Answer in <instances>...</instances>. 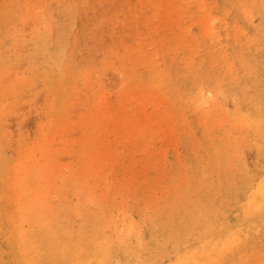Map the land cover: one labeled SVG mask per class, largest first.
Wrapping results in <instances>:
<instances>
[{"label":"rangeland","instance_id":"obj_1","mask_svg":"<svg viewBox=\"0 0 264 264\" xmlns=\"http://www.w3.org/2000/svg\"><path fill=\"white\" fill-rule=\"evenodd\" d=\"M168 3L0 0V264H19L7 233L14 207L8 178L25 153L39 158L32 181L54 203L62 230H72L73 238L105 230L119 251L108 218L125 211L132 232L142 236L140 250L147 258L132 264L173 263L175 244L184 236L181 252L201 250L209 237L219 243L232 234L239 244L226 242L233 251L222 264H264V214L247 211L249 188L264 175L261 140L247 122H231L247 119L254 103L264 100V0ZM204 22L215 27L212 35L203 30ZM200 87L215 94L214 111L193 104ZM157 152L166 156L159 161ZM193 215L201 219L191 221Z\"/></svg>","mask_w":264,"mask_h":264},{"label":"bare ground","instance_id":"obj_2","mask_svg":"<svg viewBox=\"0 0 264 264\" xmlns=\"http://www.w3.org/2000/svg\"><path fill=\"white\" fill-rule=\"evenodd\" d=\"M187 1V0H186ZM166 2L168 3V0H166ZM189 2V1H188ZM203 2V1H202ZM49 3V2H48ZM141 3V2H140ZM64 4V2H63ZM67 4V3H65ZM160 4V3H159ZM158 4V6H159ZM169 4V3H168ZM43 5V4H42ZM41 5V7H42ZM51 5H53L51 3ZM191 5V4H190ZM44 6V5H43ZM157 6V5H156ZM43 8V7H42ZM66 8V7H65ZM177 9V8H176ZM175 9V11H176ZM201 9V8H200ZM206 9V8H205ZM73 10V8L71 9ZM186 10V9H185ZM165 11V9H164ZM144 12V11H143ZM157 12V11H156ZM178 12V10H177ZM26 14V13H25ZM156 14V13H154ZM153 14V15H154ZM159 14V12H158ZM36 15V14H35ZM71 15V14H70ZM152 15V17H153ZM227 16V14H226ZM42 17V15H41ZM213 18V17H212ZM75 19V18H74ZM154 19V18H153ZM31 20V19H30ZM29 20V21H30ZM202 20V19H201ZM215 20V19H214ZM28 21V23H30ZM35 21V20H34ZM56 22V21H55ZM101 22V21H100ZM168 22V21H167ZM53 23V22H52ZM166 23V22H165ZM205 23V22H204ZM203 23V30L207 33L209 32V34H213V29H215V27L213 26H209V23ZM213 23V22H212ZM32 24V23H30ZM151 24V23H150ZM192 25V23H191ZM22 26V25H21ZM48 26V25H47ZM159 27V26H158ZM191 27V26H190ZM21 28V27H20ZM25 28H29V27H25ZM55 28V26H54ZM54 28H51V30L53 29L52 32H54ZM147 28V27H146ZM162 28V27H161ZM189 28V27H188ZM48 30V29H47ZM149 31V28L147 29ZM237 30V29H236ZM41 31V30H40ZM50 32V36H53V34ZM152 32V31H151ZM204 32V34H205ZM67 33V32H66ZM49 35V34H48ZM207 35V34H206ZM54 37V36H53ZM156 38V35H155ZM51 39H53L52 37H50V41ZM21 42V39H20ZM30 43V42H29ZM153 43V41H152ZM156 43V42H155ZM136 44V42H135ZM28 45V43H27ZM16 46V45H15ZM19 46V44H18ZM23 46V45H22ZM20 47V46H19ZM24 48V47H23ZM22 50V47L20 48ZM19 49V50H20ZM18 51V50H17ZM16 51V52H17ZM25 51V50H24ZM23 52V51H22ZM132 52V51H131ZM176 52V51H175ZM139 53V52H138ZM196 54V53H195ZM17 55V54H16ZM156 55V52L154 54V57ZM123 56V55H122ZM139 58V57H138ZM137 58V59H138ZM30 59V58H29ZM27 60V59H26ZM25 60V62H26ZM140 60V59H139ZM24 61V60H23ZM24 62V64H25ZM129 62V61H128ZM140 62V61H139ZM138 62V63H139ZM142 62V60H141ZM180 64V63H179ZM22 65V64H21ZM142 65V64H141ZM158 64L155 65V67ZM160 65V64H159ZM23 66V65H22ZM21 66V67H22ZM29 66V65H28ZM27 66V67H28ZM119 66V65H118ZM20 67V68H21ZM120 67V66H119ZM232 67V65H231ZM122 68V67H121ZM22 69V68H21ZM127 69V68H126ZM161 68L159 67V70ZM24 72H26V70H24ZM35 72V71H34ZM33 72V73H34ZM21 73V72H20ZM19 73V74H20ZM23 73V71H22ZM28 73V72H27ZM160 73V71H159ZM13 75V74H12ZM117 75L120 74L117 73ZM96 76V75H95ZM23 77V76H22ZM39 78V77H38ZM121 78V77H120ZM20 79V78H19ZM25 79V78H24ZM84 79V78H83ZM104 79V78H103ZM7 80V79H6ZM5 80V81H6ZM21 80V79H20ZM34 80V79H33ZM36 80V79H35ZM15 81V80H14ZM13 81V82H14ZM29 82V81H28ZM39 82V81H38ZM81 82V81H80ZM121 82V81H120ZM119 82V83H120ZM131 82V81H130ZM193 82V81H192ZM191 82V83H192ZM82 83V82H81ZM84 83V81H83ZM195 83V82H194ZM11 85L13 83H10ZM39 84V83H38ZM123 84V83H122ZM9 85V86H11ZM157 85V84H156ZM39 85H37L38 87ZM79 86V85H78ZM13 87V86H12ZM24 87V86H23ZM22 87V88H23ZM80 87V86H79ZM95 87V86H94ZM134 88V86H132ZM216 85H214L212 88H215ZM32 88V87H31ZM11 89V88H10ZM9 89V90H10ZM20 89V88H19ZM100 89V88H99ZM18 90V88H17ZM140 90V89H139ZM139 90H134L135 92H138ZM246 90V89H245ZM32 91V90H31ZM7 92V91H6ZM44 92V91H43ZM42 92V93H43ZM5 93V91H4ZM27 94V93H26ZM138 94V93H136ZM35 95V94H34ZM112 95V94H111ZM212 94V90L211 89H204V87H200L197 91V93L191 97V100L193 101V104L195 105L196 108L202 109L204 107L208 108L207 112H212L214 111L218 104H214V99H215V94L213 95V97L211 96ZM17 96V95H16ZM24 96V95H23ZM36 96V95H35ZM135 95H132L133 99H134ZM158 96V95H156ZM14 97V96H13ZM90 97V96H89ZM109 97V95H108ZM112 97V96H111ZM147 97L146 95L144 96V98ZM154 97V96H153ZM152 97V98H153ZM151 98V100H152ZM160 98V97H159ZM131 99V97H130ZM132 99V101H133ZM147 100V99H145ZM36 97H35V100ZM131 101V100H129ZM144 101V100H143ZM142 101V102H143ZM1 102V101H0ZM106 102V101H105ZM140 102V101H139ZM216 102V100H215ZM2 103V102H1ZM84 103V101H83ZM86 103V102H85ZM125 103V102H124ZM126 103H128V101H126ZM132 103V102H129ZM128 103V105H129ZM141 103V102H140ZM139 103V104H140ZM213 103V104H211ZM33 105L35 104L32 103ZM104 104V102H103ZM118 104V103H117ZM148 104H152L151 102ZM159 104V102H158ZM170 104V103H169ZM211 104V105H209ZM40 105V103H39ZM84 105V104H83ZM99 105V104H98ZM126 105V104H125ZM23 106H28V105H23ZM21 106V107H23ZM103 106V105H102ZM135 106V105H134ZM148 106V105H147ZM160 106L157 105L156 103V107ZM220 106V105H219ZM254 108H253V112L251 114L248 115L247 119L246 117H237V119L231 120V122H233V124H236L237 126H242L245 122H247V125L252 129V131L255 132V135L257 136V138L259 137V139L261 140V150L264 153V100H259L258 102L254 103ZM4 107V106H2ZM20 107V108H21ZM35 107V106H34ZM109 107V106H108ZM1 108V107H0ZM24 108V107H23ZM132 108V107H131ZM129 108V109H131ZM146 108V107H145ZM17 109V108H16ZM22 109V108H21ZM76 109V107H75ZM83 109V108H82ZM102 109V108H101ZM128 109V108H127ZM35 110V109H34ZM79 110V109H78ZM147 110V109H146ZM76 111V110H75ZM129 111V110H128ZM144 111V110H143ZM142 111V112H143ZM33 112V109H32ZM36 112V111H35ZM220 113V112H219ZM148 115V114H147ZM166 115V114H165ZM182 115V114H181ZM7 116V115H6ZM140 116V115H139ZM164 116V115H163ZM36 117V116H35ZM68 117V116H67ZM147 117V116H145ZM144 117V118H145ZM165 117V116H164ZM8 118V117H7ZM14 118V117H12ZM15 120H17L18 118H14ZM67 119V118H66ZM157 120H159L158 118H156ZM185 118H183V122L184 125H186L185 127H187L188 130V124H186ZM77 120V119H76ZM100 120V119H99ZM155 121L158 123V121ZM228 120V119H226ZM83 121V120H82ZM205 121V120H204ZM203 121V122H204ZM181 122V124L183 123ZM226 122V121H225ZM224 122V123H225ZM174 124V123H173ZM220 125H222L220 123ZM5 126V125H4ZM157 126V124H156ZM90 127V126H89ZM127 127V126H126ZM84 128V127H83ZM128 128V127H127ZM167 128V127H166ZM218 128V127H217ZM239 128V127H238ZM75 129V128H74ZM172 128H170L171 130ZM80 130V129H79ZM168 130V129H167ZM170 130H168V134L170 135L171 132ZM191 130V129H190ZM227 130V129H226ZM247 130V129H246ZM78 131V130H77ZM192 131V130H191ZM190 131V132H191ZM244 130H242L243 133ZM160 132V130H159ZM158 132V134H159ZM210 132V131H209ZM248 132V130H247ZM102 133V132H100ZM140 133V132H138ZM151 133V132H149ZM193 132H191L192 134ZM239 134V131L237 132ZM70 134V133H69ZM130 134V133H128ZM141 134V133H140ZM189 134V136L191 135ZM248 134H250V132H248ZM8 135V134H6ZM81 135V134H80ZM138 135V134H137ZM82 136V135H81ZM139 136V135H138ZM54 137H56L54 135ZM12 138V137H11ZM59 138V137H58ZM134 138H136V136H134ZM213 138V137H212ZM250 138V137H249ZM125 139V138H124ZM151 139V138H150ZM168 139V138H167ZM176 139V138H175ZM105 140V139H104ZM128 140V139H127ZM126 140V141H127ZM245 140H247V138H245ZM130 142V140H128ZM158 141V140H157ZM173 141V137H172V143L174 144ZM14 141H11L12 146L14 145L13 143ZM151 142V141H150ZM195 142V140H194ZM177 143V142H176ZM29 144V143H28ZM88 144V141H87ZM91 144H93L91 142ZM195 144V143H193ZM55 145V144H54ZM118 145V144H117ZM116 145V146H117ZM11 146V147H12ZM76 146V145H75ZM90 146V145H89ZM120 146V145H119ZM118 146V147H119ZM128 146V145H127ZM178 146V145H177ZM176 146V147H177ZM29 147V146H28ZM27 147V148H28ZM150 147V146H149ZM174 147V149L176 148ZM212 147V145H211ZM53 148H55L53 146ZM151 148V147H150ZM199 148V147H198ZM239 148V147H238ZM241 148V147H240ZM11 149V148H10ZM30 149V148H29ZM161 149V148H160ZM164 151L165 148H163ZM173 149V147H172ZM173 149V150H174ZM178 149V148H177ZM76 150L78 151V149L76 148ZM83 150V149H82ZM86 150V149H85ZM252 150V149H251ZM54 151V150H53ZM121 151V150H120ZM144 150H141V152ZM163 151L161 150V153ZM246 153V150L244 148V151ZM252 152V151H250ZM248 152V153H250ZM254 152V151H253ZM54 153V152H53ZM52 153V154H53ZM76 154V152H73ZM145 153V151H144ZM160 152L157 154H161ZM37 154V153H36ZM56 154V153H55ZM59 154V153H58ZM74 154V155H75ZM251 154V153H250ZM246 155L250 158V155ZM49 156V154H47ZM73 155V156H74ZM47 156V157H48ZM54 156V154H53ZM60 156V155H59ZM63 156V154H62ZM71 156V157H73ZM76 156V155H75ZM122 156V155H121ZM166 155H164L165 157ZM198 156V155H197ZM44 157V156H43ZM102 157V156H100ZM108 157V156H106ZM131 157V156H130ZM161 157V155L159 156V161L160 158H164ZM180 157V156H179ZM24 159L22 160L21 163H19L18 166L13 167L12 172L10 173L11 177L8 178V181L10 183V195H11V201L13 203V209L10 211L9 216L7 217V223L9 225V229L7 231L8 236H9V241L10 242H14L15 244V248L17 249V258H18V263L19 264H132L133 262L136 263H142V262H146L147 258H143V252H141L140 249L143 248L141 241H142V236L139 233V230L136 232H132L130 224H131V220L128 219V215L129 214H115V213H111L109 218H108V223H110V225L108 227L111 228L112 234L114 235L115 240L117 239V241L119 242L120 246H119V251L114 252L115 250L112 249L114 246H112V240L108 239V237L106 236L105 230H102L101 232H99L97 235H90V236H85L84 234H78L77 236H74L75 238H73V234H72V230H67V231H63L62 227L60 226V224L63 222H60L61 220H59V213L56 211L55 206L53 205L54 203L50 201L49 198H47L45 195L43 196V194H41L40 192H38L37 187L34 185L33 182L35 181V179L37 178V175L35 176L34 174L32 175L33 177H31L30 175L36 171H39V158H32L31 155L25 153L24 154ZM55 158V157H54ZM65 158V157H64ZM67 158V157H66ZM65 158V159H66ZM118 158V157H117ZM146 158V157H145ZM254 157L252 156V159ZM48 159V158H46ZM62 158H60L59 160H61ZM64 159V160H65ZM72 159V158H71ZM154 159V158H153ZM248 159V158H247ZM245 159V160H247ZM63 160V159H62ZM73 160V159H72ZM98 160V159H97ZM100 160V159H99ZM111 160V159H110ZM109 160V161H110ZM122 160V159H121ZM125 160V159H124ZM144 160V159H143ZM148 160V159H147ZM180 160V159H179ZM107 161V162H109ZM112 161H115L114 159ZM119 161V160H118ZM123 161V160H122ZM126 161V160H125ZM158 161V160H157ZM158 161V162H159ZM164 161H166L164 159ZM182 161V159L180 160ZM248 161V160H247ZM246 161V163H248ZM74 162V161H73ZM111 162V161H110ZM124 162V161H123ZM244 162V161H243ZM72 163V162H71ZM125 163V162H124ZM161 163V162H160ZM167 163V162H166ZM56 164V163H55ZM58 164V163H57ZM80 164V163H79ZM100 164V163H99ZM105 164L107 165V163L105 162ZM130 164V163H129ZM250 163H248L249 165ZM251 165V164H250ZM64 166V165H63ZM97 166V165H96ZM95 166V167H96ZM136 166V165H135ZM183 166V165H182ZM9 167H11L9 165ZM92 167V166H91ZM94 167V166H93ZM92 167V168H93ZM100 168L101 165L99 166ZM138 167V166H137ZM140 167V166H139ZM44 168V167H43ZM49 169H51L49 167ZM61 170H63L64 168H60ZM76 169V168H75ZM94 169L92 171H89V173L93 172L94 173ZM106 169V168H105ZM149 169V168H148ZM57 170V167H56ZM182 170V169H181ZM43 171V170H42ZM41 171V173H42ZM70 171V170H69ZM68 171V173H69ZM100 171V169H99ZM107 171V170H106ZM136 171V170H135ZM45 172H46V168H45ZM49 172V171H48ZM98 172V170H97ZM112 172V171H111ZM137 172V171H136ZM135 172V173H136ZM54 173V171H53ZM167 173V172H166ZM226 173V172H225ZM76 174V173H75ZM92 174V173H91ZM108 174V173H107ZM182 174V173H181ZM60 175V173H59ZM57 173V177L59 176ZM90 176V174H88ZM146 175V173H145ZM160 175V172H159ZM238 175V174H237ZM46 176V173L45 175ZM61 176V175H60ZM63 176V173H62ZM61 176V178H62ZM94 176V174H93ZM182 176V175H181ZM221 176V173H220ZM219 176V177H220ZM42 177V176H41ZM97 177V176H96ZM100 178V176H98ZM106 174L104 176H101V178L106 179ZM61 178H57L56 180H64ZM95 178V177H94ZM166 178V177H165ZM31 179V180H30ZM34 179V180H33ZM70 180V178H68ZM33 180V181H32ZM55 180V181H56ZM67 180V179H66ZM91 180V177H90ZM95 180V179H94ZM108 180V179H107ZM156 180V179H155ZM160 180V179H159ZM158 180V181H159ZM163 180V179H162ZM184 180V179H183ZM30 181V182H29ZM104 181V180H103ZM120 181V180H119ZM132 181V180H131ZM157 181V180H156ZM161 181V180H160ZM39 182V181H38ZM44 182V181H43ZM46 182H48L46 180ZM53 182V181H52ZM89 182V181H88ZM100 182V181H99ZM107 182V181H104ZM58 183V181H57ZM159 183V182H158ZM161 183V182H160ZM90 184V183H89ZM92 184V183H91ZM162 184V183H161ZM66 185H69V181L68 184L66 183ZM65 185V186H66ZM157 185V183H156ZM39 186V185H38ZM46 186V185H45ZM58 186V185H57ZM55 186V187H57ZM67 188V186L65 187ZM128 186H130L128 184ZM158 186V185H157ZM156 186V187H157ZM49 187V185H48ZM109 187V186H108ZM108 187L105 186L106 190L109 189ZM58 188V187H57ZM92 188V187H91ZM163 188V186H162ZM52 190V188H50ZM90 189V188H89ZM88 189V190H89ZM97 189V188H95ZM129 189V188H128ZM128 189L126 191H128ZM200 189V188H198ZM220 189V188H219ZM251 189V190H250ZM45 190V194L49 191V189L47 188V192L46 189ZM50 190V191H51ZM66 190V189H65ZM70 190L69 188H67V191ZM103 190V189H102ZM104 189V191H106ZM97 191V190H96ZM99 191V190H98ZM177 191V189H176ZM64 192V191H63ZM157 192V191H156ZM49 193V192H48ZM79 193V192H78ZM87 193V192H86ZM106 193V192H104ZM129 193V192H128ZM52 194V193H51ZM63 194V193H62ZM65 194V192H64ZM69 194V192H68ZM67 194V195H68ZM85 194V193H84ZM94 194V193H93ZM102 195V192L99 193ZM169 194L172 195V190L169 191ZM50 195V194H49ZM79 196H81L80 194H78ZM87 195V194H85ZM66 196V195H65ZM70 196V194H69ZM68 196V197H69ZM52 197V196H51ZM95 197V196H94ZM100 197V195H99ZM108 197L107 194L105 195V198ZM129 197V195H128ZM101 198V197H100ZM118 198V197H117ZM248 204H247V211L249 213L252 212H261L262 214H264V175L263 178L261 180H259L256 184H253L250 186L249 188V197H248ZM57 199V198H56ZM55 199V200H56ZM74 199V198H73ZM184 197L179 198V202L181 200H183ZM54 200V199H53ZM82 200V199H81ZM104 200V199H103ZM129 201V199H127ZM143 200V199H142ZM141 200V201H142ZM58 201V200H57ZM67 201V200H66ZM101 201V200H100ZM155 201V200H154ZM160 201V200H159ZM2 202V201H1ZM72 202V201H71ZM91 202V201H90ZM93 202V199H92ZM104 202V201H103ZM158 201H155L154 203H157ZM166 202V201H165ZM53 203V204H52ZM152 203V204H154ZM66 204V203H65ZM70 204V203H69ZM72 204V203H71ZM73 205V204H72ZM80 205V204H79ZM103 205V204H102ZM105 205V204H104ZM119 205V203H118ZM157 205V204H156ZM70 206V205H69ZM116 206V204H114V207ZM136 206L138 207V205L136 204ZM151 206V205H150ZM149 206V207H150ZM168 206V205H167ZM120 207V206H119ZM158 207V205H157ZM91 208V207H90ZM117 208V207H116ZM154 208V207H152ZM71 209V208H70ZM76 209V207H75ZM115 209V208H114ZM113 209V210H114ZM120 210L122 209L119 208ZM119 209H116L119 210ZM151 209V208H149ZM77 210V209H76ZM96 210V209H95ZM143 210V207H142ZM152 210V209H151ZM65 211V210H64ZM122 211V210H121ZM145 211V209H144ZM148 211V210H147ZM147 211L145 213H147ZM150 211V210H149ZM74 212V211H73ZM76 212V211H75ZM104 212V211H103ZM128 212V210H127ZM153 212V211H152ZM200 212V211H199ZM77 213V212H76ZM95 213V212H94ZM98 213V212H97ZM107 213V212H106ZM149 213V212H148ZM115 214V215H114ZM64 216V213L62 214ZM146 215V214H145ZM151 215V214H150ZM163 215V214H162ZM160 215V216H162ZM70 216V215H69ZM72 218L74 217L73 215H71ZM70 216V217H71ZM78 217V216H77ZM76 217V218H77ZM136 217V216H135ZM151 217V216H149ZM174 217V216H173ZM130 218V217H129ZM132 218V217H131ZM152 219V218H151ZM201 218L197 217L196 215L191 216V221H195L197 222L198 220H200ZM156 220V219H155ZM131 221V222H130ZM134 221V220H133ZM150 221H153L150 220ZM75 222V221H74ZM148 222V221H147ZM166 222V221H165ZM66 223V222H65ZM72 223V222H71ZM70 223V224H71ZM78 223V222H77ZM145 223V221H144ZM150 224V222H148ZM133 224V223H132ZM89 224H87L88 226ZM145 225V224H144ZM148 225V224H147ZM134 229H136V225L133 224ZM151 226V225H150ZM153 226V225H152ZM69 227V226H67ZM148 227V226H147ZM138 228V227H137ZM133 229V231H134ZM139 229V228H138ZM154 229V228H153ZM156 229V228H155ZM167 229V228H165ZM137 230V229H136ZM145 230V229H144ZM143 230V231H144ZM81 231V230H80ZM87 231V230H86ZM176 231V230H175ZM174 231V232H175ZM171 232V230H170ZM76 233V231L74 232ZM134 233V237L132 236V234ZM146 233V232H145ZM181 234V233H180ZM211 233H209L208 235H210ZM157 235V234H156ZM147 236V235H146ZM145 236V237H146ZM234 234H232L230 237H225L223 241L221 242H216L215 237H209V240H206L203 244H202V248H200L201 250H187L185 252H181L180 249H178V246L183 243L186 239V236L182 237L181 239V243H176L175 244V254H174V258L175 261L171 264H222L224 261V258L229 254V251L232 252L233 251V247H227V243L228 241H231V244L234 245H238V239L234 238ZM169 238V235H168ZM260 238V237H259ZM167 239V238H166ZM116 241V242H117ZM161 241V240H160ZM168 240H164L163 243H166ZM118 242L116 243L118 245ZM148 244V243H147ZM168 244V243H167ZM162 245V244H161ZM161 245H159L157 247V249H159L158 251V255L159 257H164V250L163 247H161ZM116 249V248H115ZM148 249V248H147ZM117 250V249H116ZM118 253H121V255L119 256ZM1 255V254H0ZM157 260V259H156ZM161 263V261H160Z\"/></svg>","mask_w":264,"mask_h":264}]
</instances>
